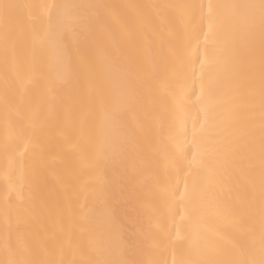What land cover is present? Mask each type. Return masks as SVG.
<instances>
[{"label": "bare ground", "instance_id": "bare-ground-1", "mask_svg": "<svg viewBox=\"0 0 264 264\" xmlns=\"http://www.w3.org/2000/svg\"><path fill=\"white\" fill-rule=\"evenodd\" d=\"M0 264H264V0H0Z\"/></svg>", "mask_w": 264, "mask_h": 264}]
</instances>
